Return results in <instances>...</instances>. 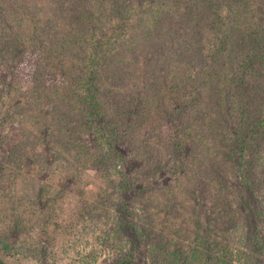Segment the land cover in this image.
<instances>
[{"label":"trees","instance_id":"obj_1","mask_svg":"<svg viewBox=\"0 0 264 264\" xmlns=\"http://www.w3.org/2000/svg\"><path fill=\"white\" fill-rule=\"evenodd\" d=\"M27 52L37 59L31 80L16 73ZM259 60L264 63V0H0V95L10 96L11 120L28 113L7 161L15 169L30 164L42 179L37 201L19 204L0 190V241L9 246L25 230L26 213L51 223L63 173L66 185L83 184L73 211L93 219L111 197L116 172L124 195L139 192L144 180L158 181V205L165 200L172 208L181 201L185 207L186 222L169 223L184 236L168 237L166 226L147 230L158 234L157 242L148 243L160 264H233L230 248L217 232L203 231L186 200L195 195L200 202L197 187L205 158H211L215 175L227 170L240 179L237 192L247 203L236 208L241 215L255 226V212L264 214L255 205L263 181L251 159L254 151L264 152V88L251 118L238 123L236 113L222 111L220 133L203 124L212 111H200L240 88L261 90L262 70L256 84L246 79ZM157 112L166 117L160 124ZM130 141L142 159L134 172L116 166ZM46 147L57 150L55 159ZM228 209L212 211L222 220ZM212 219L210 230L219 224ZM128 225L141 230L130 219H123L120 230ZM137 260L134 251L120 264Z\"/></svg>","mask_w":264,"mask_h":264},{"label":"rangeland","instance_id":"obj_2","mask_svg":"<svg viewBox=\"0 0 264 264\" xmlns=\"http://www.w3.org/2000/svg\"><path fill=\"white\" fill-rule=\"evenodd\" d=\"M128 30L125 29L122 35H125ZM254 46L256 48V45ZM260 56L263 57L261 51ZM36 61V55L27 52L16 73L27 80H31ZM259 70L264 72V63L260 60L253 62V67H250L246 74L247 81L256 84L260 79ZM249 88L251 89L240 88L239 91H233L228 98L224 99V103H215L213 106L203 105L200 110L202 113H204L203 109L212 111L208 116L204 115L203 124L213 126L215 130L211 132L217 134L221 131L222 111L236 113L238 123L242 119L251 118L252 114L256 113L261 106V94L264 86L260 87L261 90L255 89L256 87L253 85ZM246 93L247 100L242 95ZM9 99L8 94L0 95V138L2 139L0 140V190L11 194L13 200L19 204L37 201L42 179L32 172L30 164L15 169L16 166L10 165L7 161L9 149L17 141L18 131L28 117V113H25L24 117H18L16 121L8 118ZM245 103H249V105L246 107ZM157 115L159 117L158 124H160L166 117L159 112ZM204 132L211 140V132L209 133L208 127L204 129ZM127 138L135 139L131 134ZM209 143L211 150L218 154L214 144L211 141ZM138 148V145L132 144L131 141L128 142L123 159L116 162L117 168L122 169L126 166L132 172L138 171L139 165L142 164L141 155L136 150ZM49 151L51 159H55L57 150H49L46 147L47 155ZM262 152V149L257 152L254 151L251 159L252 164L257 169L258 177L263 181L254 196L255 201H257L255 205L264 210V152ZM211 156L215 155L211 154ZM211 164H213L212 159L205 158L203 184L197 187L199 194L202 193L200 202L195 200V195H190L191 199H187V203L196 210L197 216L201 217L203 231L213 232V234L217 232L219 240L230 248L234 258L233 264H264V221L262 219L264 214H260V218L255 212L254 216L258 220L255 226L244 215H241L242 210L239 211L236 208L246 207L247 203H245L246 201L243 202L241 193L237 192L241 185L240 179L237 174L227 172V170H222L219 175H215L210 169ZM56 166L61 169L59 163ZM64 176V173L62 176H58L61 195L57 197L59 202L56 203L54 218L51 223L41 222L40 215L33 216L31 213H26L25 216L29 224L25 230L20 234H15L9 246H5V243L0 241V259L4 263L120 264L123 257L137 251L138 260L134 264H160L161 261L157 259V255H153V248L148 243V240H153V238H157L155 239L157 242L159 240L158 234L151 236L147 230L149 228L164 229L163 226H166L164 233L168 237H173L174 234H178L177 237L184 234L181 228L179 231L177 228L173 229L169 223L176 220L186 222L185 207L181 201H176V207L173 206L172 208L167 206L168 202L165 200L164 205H158L156 199L153 198V195L156 194L158 181L152 183L149 180H144L141 190L133 193L132 196H128L119 191V181L115 172L114 181L109 184L111 197L106 201L102 200L101 209L98 214L93 216V219L82 220L78 211H73V209L76 208L77 201L81 199L79 193L83 184L66 185V177ZM219 178L222 181H218ZM218 206L229 208L222 211V220L216 212L212 211L217 210ZM211 218L213 221L219 222L215 227H211V230L215 228V231L208 228ZM123 219H130L138 223L141 230L137 232V228L130 227V225H128V229L120 230ZM1 224L0 233L3 231ZM249 224L253 225V229L259 233L258 236L252 233ZM133 236H136L137 243L132 240Z\"/></svg>","mask_w":264,"mask_h":264}]
</instances>
